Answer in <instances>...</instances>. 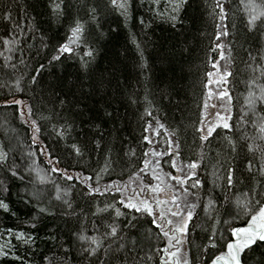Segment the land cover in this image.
I'll use <instances>...</instances> for the list:
<instances>
[{
	"label": "trees",
	"instance_id": "trees-1",
	"mask_svg": "<svg viewBox=\"0 0 264 264\" xmlns=\"http://www.w3.org/2000/svg\"><path fill=\"white\" fill-rule=\"evenodd\" d=\"M52 2L0 0V12L11 9L13 18L12 21L0 20V97L30 103L34 110L32 119L41 128L37 143L33 145V128L30 121L27 124L22 122L19 107L0 108V152L7 153V162H0V199L10 208L8 212L0 209V231L23 232L34 240L25 245L12 238V255L0 256V264H22V261L23 264H89L80 259L81 242L76 239V233L101 238L102 226L113 221L112 210L111 216L108 212L96 216L93 213L97 207L114 204L120 196L114 192L91 199L82 195V190L86 189L79 181L66 182L59 174L51 173L47 155L41 154L42 144L58 149L56 154L63 161L60 167L66 168L70 174L92 175L94 186V174L105 165V157L110 154L114 163L109 174L102 173L99 186L103 191L104 186L112 181L128 183L126 180L132 172L142 166L145 151L167 154L169 140L179 144L181 156L177 162L187 164L196 160L202 163L196 177L202 186L190 190L203 199L198 203L183 245L192 259L211 264L221 244L218 243L217 249L208 247L205 251L208 237L214 231L218 242L221 233L225 239L228 237L224 226L216 223L217 219L235 217L233 226H243L246 217L242 213L237 216L236 198L243 199L242 193L250 187L264 185V174L255 168L251 174L247 170L249 160L264 165V133L260 131V126L264 125V102L253 106L248 103L264 91V59L253 61L257 54L264 57V24L250 32L246 23L250 14L264 11V0H243V3L242 0H219L227 14L222 23L219 11L214 10L217 0H190L175 29L168 20L156 15L160 7L155 9L152 0H132L127 18L119 12L105 10V0H63L66 12L55 16L49 11ZM97 6L100 10L92 19L91 9ZM141 19L147 27L140 25ZM76 20L84 25L85 32L79 40H70V29ZM16 21L26 27L9 51L2 41L14 38L13 23ZM218 24L229 33L220 37V48L215 47ZM133 40L144 50L143 61ZM60 44H69L74 51L63 54L60 62H52L51 57L57 55ZM89 45L96 52L90 68L98 90L81 97V84L84 93L90 91L89 69L81 60L82 50ZM21 51L26 66L19 64ZM8 56L12 57L11 63L17 64L15 71L5 66L8 63L5 57ZM142 63L147 66L142 68ZM41 64L45 68L37 76L35 69ZM213 64H216L215 68ZM113 68L117 69L114 76L110 75ZM212 70L227 81L225 87L231 97L229 110L233 130L219 128V134L201 146L194 129L199 126L204 111L207 74ZM224 72L231 75L225 77ZM33 76H37L35 85L31 83ZM20 77L25 85L23 93L11 89L13 94H9L8 85ZM54 85L61 99L79 98L78 107L87 105L91 110L85 113V117L89 114L95 117L86 125H81L77 118L75 130L66 133L59 145L55 143L54 129L60 130L58 121L61 117H70L67 111L59 112L60 104L56 101L58 114L56 119L52 118ZM108 112L112 113L111 118L107 117ZM148 112L152 115L148 116ZM241 116L246 123L241 121ZM149 124L152 131L145 132ZM145 135L150 136L151 144L144 142ZM229 139L235 142L236 151L230 150ZM98 140L101 149L95 147ZM73 143L80 147L82 158L65 150ZM249 144L254 145V152L248 151ZM130 149L135 150V157L125 156ZM148 159L154 160L151 155ZM169 164L170 157L164 155L162 168L171 170ZM229 168L235 170L232 190H227L226 172ZM12 169H18L23 180L12 177ZM148 176L142 177L145 183L153 181ZM260 190L264 191V187ZM58 195L60 200L56 199ZM225 195L229 197L227 201ZM209 199L214 204L206 210ZM65 201L72 207L69 208ZM192 202L197 200L192 198ZM41 207L46 208L47 214H39ZM226 210L230 215L225 214ZM33 223L35 229L30 227ZM94 227L100 231L94 232ZM121 236L127 237L129 251H121L120 259H112L111 264H124L126 256L129 257L127 264H160L162 253L157 249L166 241L160 239L154 226L144 223L137 232H122ZM108 243L110 241L100 250V259L91 261V264H102ZM15 256L21 257L22 261ZM149 256L152 258L148 259ZM259 259V253L253 254L248 264H256Z\"/></svg>",
	"mask_w": 264,
	"mask_h": 264
},
{
	"label": "snow or ice",
	"instance_id": "snow-or-ice-1",
	"mask_svg": "<svg viewBox=\"0 0 264 264\" xmlns=\"http://www.w3.org/2000/svg\"><path fill=\"white\" fill-rule=\"evenodd\" d=\"M154 5H159L161 0H152ZM190 3V0H166L164 11H156V15L161 19H166L170 22L173 29L181 22L183 13L187 11V7ZM243 3V0H242ZM253 7H255L253 5ZM132 8V0H105L104 9L111 10L114 12H119L121 16L125 18L128 17L129 10ZM100 10L99 6L91 9L92 19L96 18L97 12ZM219 11V19L221 23L227 18L225 12V6L217 0L215 9ZM49 11L52 15L59 16L66 12V6L63 3V0L56 2L53 0L52 4L49 6ZM12 12L11 9L0 12V20L3 21H12ZM140 25L147 27L144 20L139 21ZM248 31L258 30L259 24H264V11L254 12L250 14L247 19ZM26 25H21L18 21L13 23V32L12 37L9 39H4L2 45L9 51H11V45L16 43L21 34L24 31ZM17 29L19 32H17ZM216 39L217 44L216 48H220L219 39L221 36H227L229 33L226 29H221V25H217ZM71 36L70 40H79L82 34L85 32L84 25L80 23L79 20H76L73 26L70 29ZM259 38V37H258ZM136 49L138 50V55L141 61L144 60V50L139 43L133 40ZM57 55L51 57L52 62H60L63 54H72L73 48L69 44H60L56 49ZM83 55L81 57L83 66L86 69H89V88L88 93H84L83 85L80 86L81 97H86L92 95L93 91L98 90V84L93 81L92 70L90 68V63L95 59L96 52L89 45L86 50H82ZM2 55V53H0ZM221 59H223V54L221 53ZM264 59L259 54L256 57H253V61H258ZM6 67H11L13 71L17 69L16 63H11L12 57H5ZM20 65H24L25 61L23 59V51H21V59L19 60ZM146 63H142L141 67H146ZM213 67H216V64H213ZM45 66L40 65L39 68L35 69L37 76H39L44 71ZM117 69L113 68V71L110 75H115ZM209 77L213 76L212 72L207 74ZM230 72H224V76H230ZM37 76H33L31 83L35 85L37 83ZM102 82V80H101ZM212 81L209 80V84ZM222 83H227L226 80H223ZM23 77H20L15 80L13 84L8 85L10 92L13 94L11 89H14L16 93H23L24 90ZM56 86H53V96L55 97L53 101V119H56L58 114L56 111V101H59L60 109L59 112L63 113L67 111L70 118L61 117V120L58 123L61 124L60 130L55 131L56 140L55 143L59 145L60 140L65 138L66 133H70L75 130L76 119L78 118L81 125H86L90 121L95 119L94 116L89 114L85 117V113H90L91 110L88 109L87 105L83 108L78 107L80 104V99H74L68 101L67 98L61 99L60 94L55 91ZM119 88V84H117ZM75 96V93H73ZM209 97H211V92H209ZM221 98L231 97L228 95L227 91H222L219 93ZM251 95V94H250ZM264 102V91L259 97H256L254 100L250 99L248 101L250 106H253L254 103ZM67 104V108L65 105ZM18 106L20 109L19 115L23 123H31L33 128L34 135L32 137V143L35 145L38 140V135L41 131L40 125L32 116L34 114L33 106L26 102L23 99L13 98L8 100L7 97H0V108H10ZM214 106V105H213ZM204 107H208L207 101L204 103ZM107 117L111 118L112 113L108 112ZM148 116H151L152 113L148 112ZM217 119L220 123H206L204 115L202 114L199 120V126L195 127L194 133L199 138L201 146L206 143H210L214 135H218V129L223 128L228 131L233 130V126L230 123L232 117L222 116L220 113L216 114ZM241 121L245 122L244 117L241 116ZM159 123V122H157ZM163 127V125H159ZM145 132H151V124H149L145 129ZM260 131L264 133V125L260 126ZM159 133H157L158 135ZM100 139H103L101 134ZM144 142L146 144H151V139L149 135L144 136ZM228 145L231 151H236V144L232 140H228ZM95 147L101 149L102 146L99 140L96 142ZM70 153H74L76 157L82 158V153L80 147L73 143L70 147L65 149ZM58 149H50L47 145H41V154L47 155L48 157V166L52 174H59L67 181L77 180L81 185H83L82 195L91 199L95 196H103L108 193L114 192L116 195L120 196L119 200H115L114 204L107 205L105 208L97 207L96 212L93 213V216H96L97 213L108 212L111 216V211H114V218L112 223L103 225V233L101 238L97 236H87L80 232L76 233V239L81 242L80 245V259L87 260L89 264L93 260H99V252L103 248L104 243H108V247L104 249L105 259L102 264H111L112 259H120V252H128L127 237L121 236V233L132 234L137 232L144 223H149L158 229V236L160 239L166 241L162 248L157 249L158 252L163 253L160 256V264H190L189 259L182 253L181 248L186 242V235L189 230V224L194 219L195 211L198 207V203L202 201V197H197L196 193L190 191V189L198 190L202 186V182L196 178L197 170L202 166L201 162L192 160L187 164L177 165V158L181 156L179 151V144H175L174 141H168V152L157 153L154 150L151 152L145 151V159L142 161V166L137 170L133 171L129 177L128 183H117L112 181L109 184L104 186L103 191L100 188V181L103 179V174H109L111 172V165L114 163L111 159V155L105 157V165L96 172L95 175V186L93 184L92 175H83V173H72L70 174L66 168L62 169L60 164L63 162L61 158L56 154ZM248 151L254 152V145H248ZM136 152L134 149H130L129 152L125 153V156L135 157ZM159 157V159L150 161L149 156ZM164 155L170 157L169 167L174 170L165 174L166 181L161 179V176L157 174L158 171L162 170V160ZM0 162H7V153L0 152ZM155 167H152V165ZM257 172L264 174V165L255 164L253 160H249L247 165V170L251 174L253 169ZM234 169L229 168L226 172V182L227 190H232L234 188ZM12 177H17L23 180V176L19 175L18 169L10 170ZM151 175L152 180L156 183L148 182L145 183L142 177ZM264 185H258L257 187H250L246 192L242 193L243 199L241 197L236 198V205L239 211L237 216L241 213L246 217L243 226H233L234 219H217L216 223L222 224L224 226V232L228 234L227 239L224 238V233H221V239L218 242L215 239V231L212 236L208 237L209 244L205 246V251L208 247L213 249L218 248V243L221 244V247L218 249V254L214 255L211 259V264H248V261L252 259V255L259 253L260 259L256 264H264V191H261L260 188ZM131 188V191H129ZM7 190V189H5ZM164 193L167 198L160 199L159 195ZM67 195V193H65ZM189 198H195L196 203H190ZM57 200L61 199V196L56 197ZM229 197L225 195V200L227 201ZM68 204V207L71 208L72 205L68 201H65ZM214 204L212 199H209L208 204L205 205V209ZM119 205V206H117ZM0 209H3L5 212L10 211L9 205L4 202L3 199H0ZM159 210V211H158ZM39 214H47L46 208H39ZM230 215L229 212L226 213ZM123 217V220L120 218ZM31 228L35 229L36 224L33 223L30 225ZM94 232H99V228H93ZM9 234L14 236L17 241H22L23 244L28 245L31 242H34L33 237L26 235L23 232H13L11 229L8 230ZM132 246L135 247V241L132 242ZM10 250H6L5 246H0V256L8 257ZM14 254V253H13ZM130 255V253H129ZM128 256L124 257V264H127ZM152 257L149 256L148 259ZM15 259L21 260L19 256H15ZM45 259H47L45 257ZM23 264V261H22ZM207 264V262H205Z\"/></svg>",
	"mask_w": 264,
	"mask_h": 264
},
{
	"label": "rangeland",
	"instance_id": "rangeland-1",
	"mask_svg": "<svg viewBox=\"0 0 264 264\" xmlns=\"http://www.w3.org/2000/svg\"><path fill=\"white\" fill-rule=\"evenodd\" d=\"M165 4H166V0H161V3L159 5H154V6H155V9L157 6H159L160 7L159 11H164ZM211 72L213 73V76L209 77V80H211L212 83L209 84V80H208V93L206 95V101L208 103V107L207 108L204 107L203 115H204L206 123H220V121L217 119L216 114L220 113L222 116L230 115L229 99L221 98L219 95L220 92L227 91L225 87V83H222V81L224 80L223 77L216 70H212ZM209 92H211L212 94L211 97H209L208 95ZM152 159L156 160V159H159V157L152 156ZM177 165L180 166L182 164L177 162ZM162 170H164V172ZM162 170L158 171L157 174L160 175L161 179L165 181H166L165 174L170 171L174 172V170L166 169L165 167H163ZM148 177L152 178L150 174ZM126 182H129V179H127ZM129 191H131V188H129ZM196 196H198L197 193H196ZM159 198L166 199L167 196L164 193H161L159 195ZM189 202L193 203L192 198H189ZM16 233H19V232H16ZM12 238H14V236L10 235L8 231H0V246L6 245V250H10V254L13 252L12 246H14ZM181 251L189 259L190 264H201L203 262V261L200 262V260L192 259L191 255L187 252V249L185 248L184 245L182 246ZM202 264H205V263H202Z\"/></svg>",
	"mask_w": 264,
	"mask_h": 264
},
{
	"label": "flooded vegetation",
	"instance_id": "flooded-vegetation-1",
	"mask_svg": "<svg viewBox=\"0 0 264 264\" xmlns=\"http://www.w3.org/2000/svg\"><path fill=\"white\" fill-rule=\"evenodd\" d=\"M159 211V210H158ZM164 246V245H163ZM218 254V253H217ZM162 255H163V253H162ZM213 258V257H212Z\"/></svg>",
	"mask_w": 264,
	"mask_h": 264
}]
</instances>
